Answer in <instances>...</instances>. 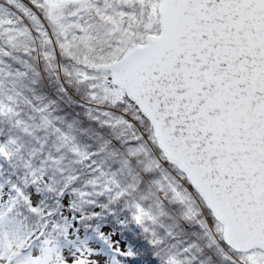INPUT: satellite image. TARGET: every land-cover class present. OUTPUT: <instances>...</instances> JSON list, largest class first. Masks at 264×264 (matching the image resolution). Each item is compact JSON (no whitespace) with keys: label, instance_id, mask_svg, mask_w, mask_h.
Listing matches in <instances>:
<instances>
[{"label":"snow or ice","instance_id":"snow-or-ice-1","mask_svg":"<svg viewBox=\"0 0 264 264\" xmlns=\"http://www.w3.org/2000/svg\"><path fill=\"white\" fill-rule=\"evenodd\" d=\"M5 45L61 94L83 87L113 135L81 147L53 126L57 155L36 137L0 179V264H264V0H0ZM4 117L52 125L0 100Z\"/></svg>","mask_w":264,"mask_h":264},{"label":"trees","instance_id":"trees-1","mask_svg":"<svg viewBox=\"0 0 264 264\" xmlns=\"http://www.w3.org/2000/svg\"><path fill=\"white\" fill-rule=\"evenodd\" d=\"M35 35L36 33H33V36ZM28 43L30 47L34 46L39 51L38 41ZM22 47L21 45L20 49L17 50L9 49L5 45V50L11 51L12 54L7 57L0 56V60H3V63H0V100H3L6 105H10L14 110L18 111L20 113L19 118L24 120L30 127L42 125V117H47L51 120L52 125L47 129L32 127L34 135L29 136L19 128L13 127L15 118L12 121H9L7 117L0 118V138H3L5 143L8 138L17 140L16 145L8 146V150L13 153L11 159L0 160V179L24 174L23 163L28 159V153L34 147H38L36 137L41 140L46 138L45 151L53 152L54 155H57L55 148L60 144L58 139L60 134L53 132V126L59 127L62 131L73 136L74 143L81 147L89 145L95 147L102 139L110 138L113 135V130L102 124V121L106 120L107 117L100 115V111L97 110L100 106L88 100L85 95L86 90L83 87L70 86L62 78L61 83L67 89V95L61 94L58 91L60 85L56 83L55 77L44 71L41 58L36 53H33V55H37V59L32 60L31 56L25 55ZM14 57H19L20 60H28L40 72V77L33 76L32 72L25 69ZM17 72H26V75L18 77L16 75ZM57 72H59V68H57ZM33 79L37 81L35 84L32 83ZM8 96H12L13 100L9 101ZM50 101H55V104H50ZM45 104L49 105L45 111H33L34 108H43ZM29 117L32 119H29ZM55 117H62L63 120H56L54 119ZM93 117L96 118L94 119ZM69 125H71L70 128ZM116 131L119 130L117 129ZM17 148H19V151H17ZM64 154L67 157L65 160L67 165L73 157L67 149H64ZM39 159L40 157H37L33 160L34 166L38 164ZM12 165L16 167L13 168ZM109 223L116 228L118 233L121 231L114 221H109ZM187 230L190 232L199 231L195 225ZM89 235H92L93 239H95L94 234L89 233ZM135 235L137 234L133 233L131 235L125 232L121 241L122 244L128 242L135 245ZM201 242L203 243V241ZM135 262L142 264L141 261ZM214 264H228V262L220 257H214Z\"/></svg>","mask_w":264,"mask_h":264},{"label":"rangeland","instance_id":"rangeland-1","mask_svg":"<svg viewBox=\"0 0 264 264\" xmlns=\"http://www.w3.org/2000/svg\"><path fill=\"white\" fill-rule=\"evenodd\" d=\"M131 264H139V263H137V262L134 261V262H132Z\"/></svg>","mask_w":264,"mask_h":264}]
</instances>
